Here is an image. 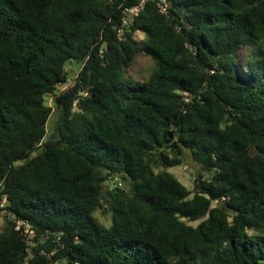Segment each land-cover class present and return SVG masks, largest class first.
<instances>
[{
    "label": "trees",
    "instance_id": "1",
    "mask_svg": "<svg viewBox=\"0 0 264 264\" xmlns=\"http://www.w3.org/2000/svg\"><path fill=\"white\" fill-rule=\"evenodd\" d=\"M169 1L0 0V264H264V0Z\"/></svg>",
    "mask_w": 264,
    "mask_h": 264
},
{
    "label": "rangeland",
    "instance_id": "2",
    "mask_svg": "<svg viewBox=\"0 0 264 264\" xmlns=\"http://www.w3.org/2000/svg\"><path fill=\"white\" fill-rule=\"evenodd\" d=\"M136 39H143V35L138 33L135 35ZM247 50L242 51V55L246 58ZM154 68L153 62L147 57H137L133 62L129 70H127L126 75L123 77L124 81H128L134 85L138 82L146 81ZM67 71L70 76H74L77 68L74 65H68ZM60 90H64L65 86H59ZM45 103L47 106L51 107L52 112L48 119V123L46 126V136L44 138V142L48 140L55 139V131H56V112L53 106V96L49 95L45 98ZM199 170V167L195 165L191 159L188 157L184 160V163L180 166L172 167L167 170L170 174H172L181 184H183L188 190L192 191L194 187V174ZM97 217L103 222L105 225H110L109 218L101 216L100 213L97 214ZM4 221L3 217L0 214V232L3 227Z\"/></svg>",
    "mask_w": 264,
    "mask_h": 264
},
{
    "label": "built area",
    "instance_id": "3",
    "mask_svg": "<svg viewBox=\"0 0 264 264\" xmlns=\"http://www.w3.org/2000/svg\"><path fill=\"white\" fill-rule=\"evenodd\" d=\"M136 4L128 9L125 10V17L121 20V23L115 27V31L117 33V36L122 39V32L124 28H127L130 23L133 21V18H135L145 7V5L149 2V1H154L157 5L158 11L160 14L166 15L168 13V10L170 8V1L169 0H135ZM191 101V97L189 96H185L184 97V102L185 103H189ZM114 184L120 188L121 184L114 180ZM8 201H7V197H3L0 199V212L2 214L7 213L6 211V207L8 206ZM11 219L13 220L14 218L11 217ZM16 230L19 229L20 226L24 225L22 222L20 221H16ZM25 233L28 232V229H24Z\"/></svg>",
    "mask_w": 264,
    "mask_h": 264
}]
</instances>
